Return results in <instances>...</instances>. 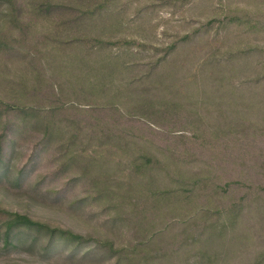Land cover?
Instances as JSON below:
<instances>
[{
	"label": "rangeland",
	"instance_id": "1",
	"mask_svg": "<svg viewBox=\"0 0 264 264\" xmlns=\"http://www.w3.org/2000/svg\"><path fill=\"white\" fill-rule=\"evenodd\" d=\"M5 1L0 264L264 252V0Z\"/></svg>",
	"mask_w": 264,
	"mask_h": 264
},
{
	"label": "trees",
	"instance_id": "2",
	"mask_svg": "<svg viewBox=\"0 0 264 264\" xmlns=\"http://www.w3.org/2000/svg\"><path fill=\"white\" fill-rule=\"evenodd\" d=\"M4 2L7 3L5 0ZM42 5H43V2L39 3V6L36 10L39 11ZM254 24H260L261 26H264V22L262 23L255 22ZM255 26L256 25H249V23H247L245 27L249 29V28H254ZM70 63L74 64V59H72ZM263 74H264V71H263ZM35 82H36V86L38 89L39 86L43 85L47 81H45L44 75L41 72H39L35 79ZM54 89H55V94H56V92L59 89L58 88H54ZM79 92H85V91L79 90ZM75 93H77V91ZM52 94H53V91H52ZM56 110L57 108L53 107L50 109L48 108L46 111L47 113H52V112L55 113ZM51 115H54V114H51ZM223 226L224 225L222 224L221 227ZM206 239H207V236H205L203 240L201 239L200 241L201 246L194 253L193 255L194 257L192 258L191 264H226L227 260L232 256V254L230 253L231 251L229 252V254H222L221 249L219 248L213 251L212 247L210 249L207 247ZM210 244L214 246V242L212 239L210 240ZM250 264H264V252L256 255Z\"/></svg>",
	"mask_w": 264,
	"mask_h": 264
}]
</instances>
